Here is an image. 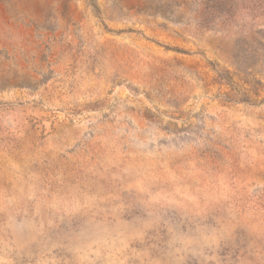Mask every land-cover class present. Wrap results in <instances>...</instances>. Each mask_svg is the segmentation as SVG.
Returning <instances> with one entry per match:
<instances>
[{"label":"rangeland","instance_id":"obj_1","mask_svg":"<svg viewBox=\"0 0 264 264\" xmlns=\"http://www.w3.org/2000/svg\"><path fill=\"white\" fill-rule=\"evenodd\" d=\"M0 264H264V0H0Z\"/></svg>","mask_w":264,"mask_h":264}]
</instances>
